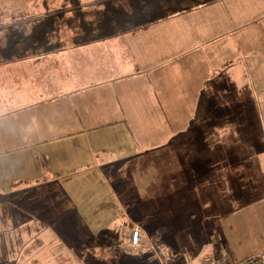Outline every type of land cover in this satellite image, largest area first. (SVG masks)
<instances>
[{
	"label": "crops",
	"instance_id": "obj_1",
	"mask_svg": "<svg viewBox=\"0 0 264 264\" xmlns=\"http://www.w3.org/2000/svg\"><path fill=\"white\" fill-rule=\"evenodd\" d=\"M250 65H264V0H218L135 33L0 62V264H101L124 249L159 264L263 257L264 246L235 257L217 217L188 219L182 249L171 224L144 222L217 215L214 183L226 184L230 209L251 200L257 190L232 188L240 171L252 181L251 163L202 174L198 151L220 141L194 139ZM134 228L139 251L126 247Z\"/></svg>",
	"mask_w": 264,
	"mask_h": 264
},
{
	"label": "rangeland",
	"instance_id": "obj_2",
	"mask_svg": "<svg viewBox=\"0 0 264 264\" xmlns=\"http://www.w3.org/2000/svg\"><path fill=\"white\" fill-rule=\"evenodd\" d=\"M42 0H0V39L2 37L3 29L16 23L14 26L23 25L26 29H29L41 15H36L41 9ZM255 1V0H254ZM57 1L53 6L58 7ZM98 5L96 0H81L80 8L82 11H87L92 7ZM61 40L64 45L70 46L71 33L65 28L61 31ZM243 76L237 73L238 84L235 88H231L230 100L228 103H218L217 110L212 109V116L205 117L204 119H198V125L203 127L201 133L196 135L195 138H202L204 140L211 139L220 141L219 149H202L198 153L202 161L206 164L203 167L204 172L202 174L208 175L209 173L216 174L222 177V174L228 169L230 164H233L230 160H234L233 169L239 170V168L245 169L243 164L247 162L252 165V181L245 180L244 174L242 180L233 182L232 188L249 192L251 190H257L251 195L253 196L250 201H245V205L230 209L227 205H223L227 201L228 188L226 184L220 182L214 183V189L220 190V205L221 212L217 215L211 213L193 214L187 215L186 213L177 212L176 214H162L157 213L154 216V220L144 219L154 230L155 228H163L165 224H171L172 229L175 230V235L180 240L181 249L184 247V236L180 232V229L185 228L188 219H193L195 222H208L210 224L216 217L219 219L218 224L222 230L227 241H229V247L232 254L235 257H242L246 254L253 253L259 247L264 246V65H250L248 71L241 70ZM227 76V75H226ZM207 106V105H206ZM204 106V109L206 108ZM202 108V110H204ZM214 113V114H213ZM208 114V112H206ZM202 118V117H201ZM194 121V120H193ZM201 121L202 124L201 125ZM192 122V121H191ZM190 124V122H189ZM188 124V126H189ZM188 141L193 138L188 128ZM203 141V140H202ZM208 147L205 144L204 147ZM193 151V150H189ZM262 160V166L257 167V160ZM247 166V165H246ZM191 167L188 168L190 170ZM213 169L212 171H208ZM188 175L192 173L187 171ZM217 175V176H218ZM251 175V174H248ZM216 176V175H215ZM216 201V199H215ZM199 205V204H198ZM207 203L205 207L207 208ZM226 208V209H225ZM212 210L213 208H207ZM230 214H225L228 210ZM147 215H139V217H145ZM142 220V219H141ZM173 230V231H174ZM173 234V235H174ZM183 242L181 243V241ZM126 247L128 250H132L129 245ZM180 250V246H177ZM139 251V249L137 250ZM122 256L110 257L109 261L101 264H159V261L152 260V256L149 250L144 251L141 255L145 258H141V262L137 259V253L128 252L125 249L121 251ZM177 260V259H176ZM264 254L261 257V263L263 264ZM176 262V261H175ZM177 264H187L186 262H176ZM3 264H12L5 262ZM69 264H97L94 262L86 261H72ZM161 264H164L163 262ZM193 264V263H192Z\"/></svg>",
	"mask_w": 264,
	"mask_h": 264
},
{
	"label": "trees",
	"instance_id": "obj_3",
	"mask_svg": "<svg viewBox=\"0 0 264 264\" xmlns=\"http://www.w3.org/2000/svg\"><path fill=\"white\" fill-rule=\"evenodd\" d=\"M34 1V0H32ZM59 4L57 8L54 2ZM87 11L81 0H42L41 15L29 29L6 26L0 39V62L44 56L66 45L61 31L71 33L70 46L78 47L117 36L135 33L169 17L183 14L218 0H96Z\"/></svg>",
	"mask_w": 264,
	"mask_h": 264
},
{
	"label": "built area",
	"instance_id": "obj_4",
	"mask_svg": "<svg viewBox=\"0 0 264 264\" xmlns=\"http://www.w3.org/2000/svg\"><path fill=\"white\" fill-rule=\"evenodd\" d=\"M129 247L137 251L142 246V238L140 235V232L137 228H134L131 230L129 235ZM261 263V257L260 256H254L250 259L240 261V262H232L227 258L223 259H214L210 256H205L200 264H260Z\"/></svg>",
	"mask_w": 264,
	"mask_h": 264
}]
</instances>
